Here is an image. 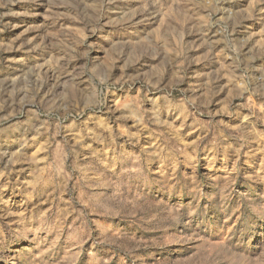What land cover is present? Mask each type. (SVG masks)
Segmentation results:
<instances>
[{"label": "clouds", "instance_id": "9594fccd", "mask_svg": "<svg viewBox=\"0 0 264 264\" xmlns=\"http://www.w3.org/2000/svg\"><path fill=\"white\" fill-rule=\"evenodd\" d=\"M141 2V7L129 8L132 0H0V10L9 9L0 11V20L33 14L11 11L15 4L44 3L47 9L44 23L26 27L11 42L0 43V54L24 53L7 64L23 66L19 83L0 81V161L8 159L0 170V181L12 176L16 162L27 165L18 170L15 181L0 184V194L11 186L24 197L25 206L33 205L27 215L13 221L17 227L6 228L0 222V239L7 232L33 245L19 264H47L50 256L41 249L51 237L64 233L69 216H74V227L66 238L80 242L92 238L95 247L116 241L107 239L113 225L93 219L92 212L102 217L121 216L148 231L180 225L194 217L201 198L223 210L230 185L215 195L202 191L201 179L195 174L198 151H208L209 167L221 152L225 159L230 151L239 159L253 141L264 151V132L257 129L258 124L264 125V43L252 44V36L247 34L250 26L244 21L257 18L251 7L234 10L242 0H183L186 10L192 12L187 16L193 21L187 33L182 24L162 25L161 32L146 31L158 15L159 0ZM259 22L264 25V17ZM68 23L78 24L79 29ZM7 27L18 25H4L0 31ZM28 32H36L39 39L32 36L17 44ZM194 33L197 39L185 43V35ZM173 40L178 49L174 53L170 52ZM201 48L202 54L188 55ZM144 57L158 61L156 66L127 74ZM40 60L43 63L28 68L29 63ZM117 61L121 63L117 65ZM5 64L0 56V71ZM194 64H205L209 70L194 72L201 82L182 87L187 69ZM117 66L120 75L113 78L111 71ZM52 78L56 84L50 83ZM60 79L68 81L62 89ZM136 85L140 91L135 95L126 96L115 107L106 105L109 92L125 86L130 92ZM225 89L229 90L227 96L213 108L214 98ZM117 111L119 116H115ZM225 117L239 119V123L233 127ZM176 121L181 127L175 126ZM184 126L202 132L192 142L191 151L183 144ZM142 139L147 147L142 146ZM236 142L238 147H234ZM13 145H19L17 151L6 150ZM36 145L44 153L43 160L26 152ZM181 164L191 167L193 175L177 172ZM19 172H26L27 177L21 179ZM93 189L101 192L86 194ZM130 189L138 190L133 201L124 198ZM251 191L254 194L245 200L247 210L256 222L264 223V188ZM149 196L171 201L191 197L195 203L181 212L180 207L164 201L151 203ZM45 198L49 204L42 206L39 201ZM7 203L0 195V204ZM129 205L131 209L126 210ZM152 208L158 212L147 211ZM93 232L99 235L92 237ZM55 243L53 240L47 248L49 254ZM141 246L128 240L117 245L133 258V264H143L136 255ZM89 256L91 264H104L94 251Z\"/></svg>", "mask_w": 264, "mask_h": 264}, {"label": "rangeland", "instance_id": "374dc122", "mask_svg": "<svg viewBox=\"0 0 264 264\" xmlns=\"http://www.w3.org/2000/svg\"><path fill=\"white\" fill-rule=\"evenodd\" d=\"M179 5V6H178ZM142 6L141 0H132L129 8H138ZM155 7V6H154ZM251 7L256 19L244 21V25L250 26L247 34L252 36V44L264 43V25L259 22V17H264V0H242V3L235 5L234 10L239 11L241 8ZM9 9H2L0 11H8ZM46 4L41 3L37 5L15 4L11 6V11L18 13H33L32 15L19 16H4L0 20V27L4 25H18V27L4 28L0 31V43H9L23 32L24 28L34 24L44 23V13L46 12ZM127 10V9H125ZM158 15L154 17V22L146 28V31L160 29L163 32L162 25L172 24L177 26L182 24L186 33L193 21L187 19L192 12L186 10L183 0H159V7L156 8ZM63 11V9H60ZM138 19L140 16L137 17ZM50 23V21H49ZM67 23V22H65ZM69 27L79 29L78 24L68 23ZM143 27V26H142ZM54 29H49L53 31ZM214 31V30H213ZM40 35H43V29L40 30ZM37 36L36 32H28L21 37L17 44L24 39ZM39 39V36H37ZM90 40L92 38H89ZM197 35H185V43L195 41ZM172 47L170 52L177 49V41L171 42ZM219 47V46H218ZM204 51L203 48L189 52L190 57L198 56ZM95 54V53H93ZM24 53L22 52H4L0 54L5 60L6 64L3 70L0 71V81L10 80L18 81L23 73L21 72L22 65H13L8 67L7 64L12 60H19ZM103 54H101L102 56ZM47 58V56H45ZM158 61H151L144 57L138 62L135 68H129L127 74H135L137 71H148L151 67H155ZM37 63H43V60L33 61L28 64V68H35ZM121 61H117L119 65ZM216 67L219 66L217 63ZM72 67L71 65L69 66ZM209 68L205 64H194L187 69L184 84H198L201 82L193 73L208 71ZM27 68H24V72ZM43 70H39L38 74L42 75ZM120 68L114 67L111 71L113 78H119ZM52 77V73L49 72ZM168 78V73H165ZM50 83L56 84L57 80L52 78ZM68 84L67 80L60 79L59 87L62 89L64 85ZM47 85H45V89ZM125 89H117L115 93L109 92L106 97V105L115 107L119 105L123 99L128 95H135L140 91L139 86L136 85L129 92ZM228 89H225L219 97L214 98L213 108L217 107V101L224 99L228 94ZM149 95H153L149 93ZM255 103H259L255 100ZM245 114L247 109L244 110ZM121 113L117 111L115 116ZM115 116L113 118H115ZM203 118V117H202ZM227 123L235 127L239 123V119L225 117ZM129 124L132 121H128ZM176 127H181V122H175ZM258 131L264 132V125H257ZM182 136L184 137L183 144L191 151V144L198 136L202 135L200 130L193 131L192 128L182 127ZM143 147L148 145L141 141ZM239 142L234 144L238 147ZM19 145H13L6 148L7 151L15 152ZM39 145L26 150L28 155L37 154L38 158L43 160L44 153L38 152ZM183 159V157H181ZM209 154L207 150L198 151L195 156V174L198 179H201V189L207 195H215L220 189L230 185V195L223 203V210L220 207H212L206 198H201L199 208L194 217L185 219L180 225L173 227H159L152 228L145 231L144 228L138 224L131 222L128 219H122L121 216L102 217L98 212H92L90 215L93 219H101L113 225L112 231L109 233L107 239L115 240L116 243H102L96 244L93 247V239L88 238L80 242L74 238H66L68 233L74 227V216H69L63 234L53 236L50 238L46 248L41 249L46 255L50 256L47 264H91L89 254L95 252L100 257L104 264H133V258L125 255L123 250L117 247L121 241H135L142 246L136 249V255L143 259V264H264V223L256 222L254 217L247 210L245 200L254 193L253 188L259 190L264 188V151H261V146L256 141L245 146L241 151L239 159L233 152H229L228 158L225 159L224 153H219L216 156L215 164L212 167L208 166ZM8 164V159L5 158L0 161V170ZM14 171L12 176L6 177L5 181H0V184L7 182L8 179L15 181L18 170L27 167L25 163L16 162L14 164ZM235 168V171H233ZM177 172H187L189 176L193 175V169L181 164L177 168ZM20 178L27 177L26 172H19ZM46 176L47 173L45 172ZM31 179V177H28ZM53 196L56 195L54 189H49ZM93 192L100 193L101 190L93 189L86 194ZM79 195V192L76 193ZM111 195V193H104ZM137 189H130L129 193L124 197L128 201H133L137 196ZM2 198L8 201L7 204H0V222L7 228L11 225L13 228L18 225L13 221L18 219L21 215H27L28 208L33 205H24V197L19 194V191H13V188L8 187L2 194ZM141 197L144 193H139ZM67 199V194H65ZM219 199V197H217ZM149 202L158 203L164 201L170 207H180L181 212H184L185 207L193 205L195 202L191 197L181 198L175 201L164 200L163 197H148ZM55 201H53L54 203ZM41 205L49 204L47 198L44 201H39ZM50 206V205H49ZM131 205L128 206L130 210ZM147 211L155 214L158 212L157 208L148 209ZM137 215H140L138 212ZM135 219V218H133ZM79 222L76 221V224ZM191 225V227H186ZM6 238L0 239V264H19V260L23 259L27 250L33 245L28 241L18 239L17 235L6 232ZM98 232H93L92 237L98 236ZM118 237V239H117ZM104 239V238H101ZM55 240V247L51 254L47 252L48 247H52V241ZM39 256V252L36 253Z\"/></svg>", "mask_w": 264, "mask_h": 264}]
</instances>
